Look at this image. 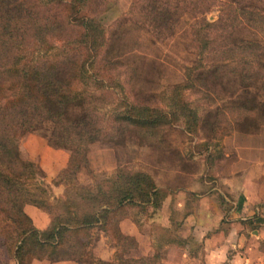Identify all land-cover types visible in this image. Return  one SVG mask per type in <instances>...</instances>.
<instances>
[{"label":"trees","instance_id":"trees-1","mask_svg":"<svg viewBox=\"0 0 264 264\" xmlns=\"http://www.w3.org/2000/svg\"><path fill=\"white\" fill-rule=\"evenodd\" d=\"M201 3L131 0L127 15L159 41L171 34L182 14L206 11L207 6L203 8ZM222 6L230 12L229 20L239 18L264 31V7L232 5L230 0H223ZM105 8V0H0V248L15 264H30L32 259L159 264L166 244L181 249L195 245L192 238L176 236L155 245L150 255L127 256L136 241L120 232L118 222L129 217L137 224L139 216L161 205L165 192L147 172L125 166L116 167L108 176H93L87 184H80L76 173L87 167L86 150L92 142L133 136L150 143L158 141L173 124L195 133L197 104L185 97L184 91L204 94L205 68L214 76L229 72L242 86L259 76L260 66L252 65L261 51L259 43L227 40L228 31H211L216 23L200 19L203 27L192 32L197 57L185 68L183 79L156 93L130 94L132 89L125 87L133 79V70L129 69L123 80L119 69L123 64L109 56L100 21ZM239 45L245 56L235 54ZM204 51L210 54L208 59L202 57ZM256 89L258 95L264 92V76ZM252 107L254 102L249 106L239 103L230 116L223 109L215 110L213 131L229 125L223 118L245 117ZM70 109H76L71 116ZM43 122L50 124L46 143L68 151L64 166L50 179L52 185L63 186L62 196L53 201L41 195V185L28 187L30 180L43 175L42 170L22 159L17 149L19 136L39 129ZM25 204L47 215L45 228L34 226L23 211ZM167 230L161 228L164 234ZM97 231L110 243L113 251L109 259L91 254Z\"/></svg>","mask_w":264,"mask_h":264},{"label":"rangeland","instance_id":"rangeland-1","mask_svg":"<svg viewBox=\"0 0 264 264\" xmlns=\"http://www.w3.org/2000/svg\"><path fill=\"white\" fill-rule=\"evenodd\" d=\"M201 1L203 8L207 6L206 11L182 14L171 34L157 41L144 28L129 20L127 11L131 0H105L106 8L100 21L105 29L109 56L123 64L119 66L123 80L129 69L133 70V79L125 89L131 88L130 94L134 92L139 97L180 82L185 68L197 57V43L192 32L196 27H203L200 19L216 23L211 31H228L227 40L259 43V60L252 61V65L260 66L259 76L253 83L242 86L229 72L214 76L205 68L202 71L204 94L184 91L185 97L197 104L199 121L195 133H187L181 125L173 124L163 131L158 141L150 143L139 142L133 136L92 142L86 150L87 167L77 171L76 179L80 184H87L93 176H108L116 167L125 166L147 172L155 185L165 192L161 205L139 216L137 224L125 217L135 225L137 233L135 248L126 253L129 257L150 255L155 245L166 244L172 237L191 238L188 225L183 226V218L196 210L206 212L204 216L207 218L204 220L202 216L200 221H205L203 226L210 229L214 220H219L218 227L224 233L237 226L239 229L234 232L244 238V246H240L241 241L235 238L236 250L232 251L230 246L224 249L225 257L239 252L249 260L246 264H256L264 258V92L256 94L258 83L264 76V31L246 25L239 18L229 20L230 12L222 9L223 0ZM230 3L251 5L256 9L264 7V0H230ZM235 49V54L245 56L240 45ZM207 51L202 54L203 58L207 55L208 59L210 54H205ZM250 102H254L252 113L236 120L223 118L229 121V125L213 131L211 124L215 110L223 109V113L230 116L229 112L234 111L239 103L249 106ZM75 112L76 109H70V116ZM49 128L50 124L43 122L39 129L25 132L17 139V149L22 159L34 162L42 170L43 175L30 180L28 187L33 189L36 183L41 185L44 189L41 195L53 201L62 196L63 186L52 185L50 179L64 166L68 151L46 143ZM31 207L23 211L36 228H45L47 215L35 206ZM161 228L168 230L164 234ZM226 243H229L228 236ZM172 244H166L163 258L170 248L169 264H179L183 261V250ZM90 251L101 259H109L113 250L108 240L97 231ZM0 264H15L12 258H5L1 248Z\"/></svg>","mask_w":264,"mask_h":264},{"label":"crops","instance_id":"crops-1","mask_svg":"<svg viewBox=\"0 0 264 264\" xmlns=\"http://www.w3.org/2000/svg\"><path fill=\"white\" fill-rule=\"evenodd\" d=\"M28 208H32L31 205L23 206V210H26ZM205 213H206L205 211L192 210V212H190L183 218V226H186L185 224L188 225V229L190 230V231L188 230V233L196 244L195 245L186 244L185 246H183V249H181L183 250V261H180L179 264H246L249 260L244 257L245 256L244 254L240 255L239 252L236 253L234 252L231 255L228 256L226 255V257L224 254L225 252L224 249H227L229 246L232 248V251H235L236 249L234 247H236L237 245L234 242H237L238 240L241 241V242L238 241L240 246L242 247L244 246V242H245L244 238L240 234L237 236V233L234 232L237 231L236 229L239 228L237 226H235L234 230L228 228L227 233H224V231L220 230L221 228L218 227L219 220H214V225L211 224L212 225L211 229L207 226H203L206 224V222L200 221V218L203 216L205 220L207 218L206 216H204ZM215 217L217 219V215ZM118 226L120 232H122L123 234L130 235L135 239L137 238L136 228L132 222L129 223L124 218L118 222ZM190 226H193V228L190 229ZM261 235H263V233H261ZM226 236H228V241H229L228 244L226 243ZM235 238H237L236 239L237 241L236 240L234 241ZM170 251H171L170 248L167 249L165 257L161 260V264L170 263V261L168 260L169 258L168 255ZM224 257L227 260H225ZM30 264H77V263L72 260H61V261L52 262L46 259H32L30 261ZM256 264H264V258L261 261H259V263Z\"/></svg>","mask_w":264,"mask_h":264}]
</instances>
